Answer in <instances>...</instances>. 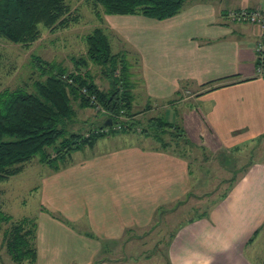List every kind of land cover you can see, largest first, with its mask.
<instances>
[{"label":"crops","instance_id":"crops-1","mask_svg":"<svg viewBox=\"0 0 264 264\" xmlns=\"http://www.w3.org/2000/svg\"><path fill=\"white\" fill-rule=\"evenodd\" d=\"M243 8L264 10V0H186L179 14L164 20L103 14L99 26L113 52L132 65L136 119L171 110L173 119L166 120L182 126L187 139L216 150L263 140L257 46L264 31L227 16ZM105 137L74 152L60 170L41 172L42 208L31 217L35 264H119L110 256L123 250L125 234L150 227L189 194L190 163L171 145H157L145 133L136 143L99 144ZM247 166L207 215L164 241L168 264H255L246 249L264 231V161Z\"/></svg>","mask_w":264,"mask_h":264},{"label":"trees","instance_id":"trees-1","mask_svg":"<svg viewBox=\"0 0 264 264\" xmlns=\"http://www.w3.org/2000/svg\"><path fill=\"white\" fill-rule=\"evenodd\" d=\"M185 2L93 0L99 22H103V14H139L164 20L179 14ZM80 17V10L73 9L66 0H0V37L30 46L42 38L41 26L51 31L68 29L79 22ZM86 43V54L73 58L75 69L70 71L62 62L34 56L39 77L32 81L31 87L26 82L0 91V182L21 173L25 164L37 155L40 163L58 171L74 152L93 145L101 137L120 132L139 130L167 147L170 143L164 140V134L171 131L176 145L182 137L187 142L184 128L162 116L149 119L147 127L140 128L142 122L135 118L138 113L134 111L132 65L124 53L113 52L109 36L102 26H97L86 36ZM91 63L102 68L109 87L103 88L96 82L90 70ZM91 95L96 97V102ZM75 103L79 109L100 108L99 111L107 113L106 121L112 124L86 135L72 132L70 125L79 114ZM205 215L207 211L199 217ZM12 219L0 211V231L1 222ZM36 229L37 222L31 217H23L12 224L7 246L16 262L27 260L35 264ZM253 240L254 236L250 241Z\"/></svg>","mask_w":264,"mask_h":264},{"label":"rangeland","instance_id":"rangeland-1","mask_svg":"<svg viewBox=\"0 0 264 264\" xmlns=\"http://www.w3.org/2000/svg\"><path fill=\"white\" fill-rule=\"evenodd\" d=\"M66 2L73 9L78 8L81 13L79 22L70 28L51 31L41 26L42 38L30 46L13 43L0 37V91L16 88L26 82L31 87L32 81L39 77V71L34 65V56L48 61L62 62L70 71L75 69L73 58L86 54V36L99 26V21L94 13L93 0H66ZM83 70L87 69L83 68ZM90 70L100 86L109 87V80L104 77L100 66L91 63ZM141 100L138 99L137 105H142ZM77 105L78 103H75L76 107ZM77 108L79 114L75 122L70 125L72 132L86 135L104 125L106 114L97 107ZM165 110L162 108L149 112L144 118L140 117L139 120L142 122L140 128L147 127L149 119L157 116L172 120L173 112L170 110L167 116L164 114ZM170 132L164 134V140L188 159L193 172L192 188L186 197L168 207L169 210L162 219L157 218L148 228H137L134 232L125 234L120 246H123V250L119 249L114 256H110L111 259H117L119 264H168L164 241H167L183 223L198 218L212 208L227 192L232 180L241 175L248 163L264 161V137L251 146L216 150L201 143H193L189 138L187 142L181 138L176 145ZM139 134L141 133L120 132L108 135L109 137L102 139L99 144L115 147L119 144L136 143L135 141L139 142L137 140ZM153 141V138H149L147 142ZM155 142L157 145H162L160 142ZM47 149L52 150V148ZM89 150L88 148L86 152ZM39 157L37 155L27 162L21 173L0 182V211L13 218L11 221L1 222L0 264H30L27 260L16 262L13 259L8 250L7 236L15 221L23 217H36L42 208L38 186L41 183V172L47 173L50 167L40 163ZM158 219L160 222L157 224ZM138 237H141V242L136 241L133 247L128 246L127 242L130 243L129 241ZM246 253L255 264H264V231L247 247Z\"/></svg>","mask_w":264,"mask_h":264},{"label":"built area","instance_id":"built-area-1","mask_svg":"<svg viewBox=\"0 0 264 264\" xmlns=\"http://www.w3.org/2000/svg\"><path fill=\"white\" fill-rule=\"evenodd\" d=\"M233 22H246L258 25L264 31V10L262 9H240L232 10L227 15ZM257 72L264 74V42L261 41L257 46ZM86 91V90H84ZM96 102L94 95L90 96ZM120 127V126H119Z\"/></svg>","mask_w":264,"mask_h":264}]
</instances>
